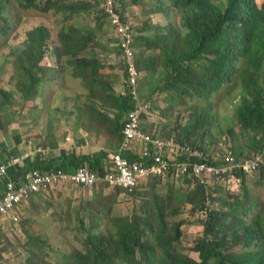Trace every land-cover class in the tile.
Returning <instances> with one entry per match:
<instances>
[{
  "label": "trees",
  "instance_id": "obj_1",
  "mask_svg": "<svg viewBox=\"0 0 264 264\" xmlns=\"http://www.w3.org/2000/svg\"><path fill=\"white\" fill-rule=\"evenodd\" d=\"M104 1L0 0V41L5 40L12 30L11 20L6 16L11 3L22 11L41 14L53 11L64 16L63 24L57 28L55 36L51 27L39 25L28 32L23 45L13 48L14 59L6 60L15 64L16 74L13 80L23 91L21 103L29 104L32 101L38 107V98H45L44 93L53 90L52 86L56 84L54 76L64 73L68 68L70 77H82L88 89L87 99L81 103V107L90 126L99 129L96 139L102 133L110 143L117 144L116 147L120 148L126 116L136 107L132 94L135 89L146 103L151 104L142 115L143 125L144 120L153 116L149 123L154 127V120L160 114L158 109L163 112L165 110L161 102L172 106L177 99L179 104L185 105L190 111L186 122L177 118L179 125L169 124L172 120H166L167 126H171L168 135L165 131L153 132V129L146 130L148 134L152 137L171 138V133L181 127L180 132L173 136L178 142L189 141L198 134L201 135V142L193 141L192 144L207 151L214 140L210 127L217 114V110H212L214 105L211 98L215 99L218 91L231 83L232 89H237L240 99L235 107L240 132L236 134L233 127L229 129L238 138H244V141L237 145L228 139V142L225 141L228 150H233L240 162L251 155L264 156V0L261 7L254 4L253 0H133L132 4L140 8V16L159 15L167 18L168 25H163L162 22L154 24L148 18L132 28L136 33L134 48L137 53L139 81L136 87L129 88L126 65L119 60L123 66L121 83L124 87L121 91L117 89L120 80H113L109 74H101L105 62H102L100 56L107 55L106 58L110 59L111 55L115 59V55H120L115 46L111 45L114 49L110 51L103 43L106 27H109L108 37L111 43L113 37L112 26L103 10ZM118 3L124 20L134 25L135 20L126 14V0H118ZM173 12L180 16L178 22L173 20ZM51 41L55 46H52ZM53 56L58 57L55 62L62 63L63 68L49 62ZM155 95H159L158 98ZM190 100L191 104L188 103ZM3 114H8L7 95L0 88V126L6 128ZM237 136H233V141ZM14 143L20 147L23 141L18 136ZM39 146L41 145L36 144L35 148ZM6 150L8 149H4ZM105 152H63L59 162H56L57 159H44L41 157L42 153L35 152L30 160L11 169L8 177L0 182V200L10 180L16 183L20 179L26 181L30 171L35 169H62L66 173H73L86 166L98 173L100 178H104L107 172L112 173L111 166L106 171L105 163L111 161L106 160L108 153ZM124 155L131 161L139 159L130 152ZM7 158H12V154ZM208 158L210 164L218 167L228 163L226 160L215 161L209 155ZM200 160L191 154L185 159L171 161L166 175L149 178L133 193L106 182L91 188L81 187L83 191L98 189L100 186H103L102 189H116L114 196L127 195L132 199L136 196L135 201L140 198L141 208L135 209L130 218H112L107 229L101 230L102 224L94 223V230L88 234L86 232L83 242L86 251L69 254L55 263L48 258L51 251L43 250L45 246L42 239L36 238L37 242L31 241L34 245L31 248L36 252H28L26 264H264V206L261 205L262 202L252 203L247 199L249 188L246 187V177H250V174L235 169L225 175L223 182L241 178V195L232 197L228 193L218 201L219 209H209L206 206V194L212 183L208 180L202 183L200 180V184L193 187L194 181L198 179L191 167L187 173H182L180 166L183 162L195 163ZM263 165L259 169V179L264 176ZM172 178L177 182L181 180L186 189L191 186L193 188L191 192L173 193L172 196L181 201L183 206H192L194 213L199 210L205 212L200 222L202 234L192 247V251L199 255V260L181 250L182 226L185 224L184 221L177 220L181 210L174 208L167 211L165 199L155 189L161 180H174ZM148 181L154 185L152 200L147 198L146 193L137 194L138 189ZM101 194L102 190H97L94 197L99 201V206L107 211L108 205L100 203ZM167 200L170 203L172 201L171 198ZM20 208L19 206L14 214H8L1 220L10 217L15 221L14 218L17 217L19 221L22 216ZM254 210L255 215L251 217ZM100 212L102 210L96 211V214L100 215ZM170 217L177 218L170 220ZM110 224L112 225L109 227ZM103 231H108L109 235Z\"/></svg>",
  "mask_w": 264,
  "mask_h": 264
},
{
  "label": "rangeland",
  "instance_id": "obj_2",
  "mask_svg": "<svg viewBox=\"0 0 264 264\" xmlns=\"http://www.w3.org/2000/svg\"><path fill=\"white\" fill-rule=\"evenodd\" d=\"M132 1L133 0H126V14L128 17L130 16L137 21H133L135 27L139 26L140 23L142 24L144 20L147 21L148 18H150L154 24L162 22L164 23L163 25H168L167 18L159 15L147 17V15L143 14L140 16V8L134 6ZM262 1L263 0H258L259 3ZM172 14H174L172 16L173 20L178 22L180 20V16H178L176 12H173ZM6 16L11 20L12 27L10 28L12 30L11 33L6 36L5 40L0 41V88L4 90L7 95L8 106V114H3V123L6 128L4 126H0V152H4V149L8 150L5 151L6 153L0 154V163L7 160V156H10L11 154L12 157L18 156L20 152L26 150L28 143L32 142L36 145L33 140L35 138L29 135L39 131L38 123L41 121L43 108L40 106V103L38 107L34 106L32 101L29 104L21 103L20 100L23 98V91L13 80V76L16 74L15 64L6 60L11 58L14 59L12 56L13 48L24 44L29 31L44 24L54 30L53 34L55 36V33L58 31L57 28L63 24L62 20L64 19L62 13L57 14L50 11L46 14H41L37 12L22 11L13 3L9 5ZM164 18L166 19L165 22ZM86 21H88V18H86ZM103 23L106 24L104 21ZM104 31L106 32V38L103 43L110 49V51H113L114 48H112L111 41L108 37L109 27H106ZM50 36L54 37L53 35ZM51 44L52 46H55L52 41ZM106 56H100L102 62H105L104 64L107 65L106 70H101V72H103L101 73L102 75L110 73L114 66L110 64L112 63V60L115 59L111 60L109 57L106 58ZM57 59V56H53L49 62H54L53 66L63 68L62 63L56 64L55 61ZM43 63H46L44 59ZM64 74H67V79L70 78L68 68H66ZM52 76H54V74ZM54 79L56 82H59L64 80L65 77L63 74H56ZM99 79H101V77H99ZM79 80L82 82L81 86L86 89V92H82V94L86 96L88 89L83 83L82 77H80ZM56 90H58V92H74V96H83L80 92L74 90L71 80H68L67 86H61L58 89L45 92V98L49 95V92H54ZM164 95L167 96L166 94ZM158 96L159 95H155L157 98ZM161 97H163V95H161ZM45 98H38V101L42 102ZM211 99V103L214 105L212 110H217V114L213 117L214 119L210 127L211 131L214 133V140L209 145L210 150L204 151L212 159H215L223 157L228 149V144L225 143V141L228 142V139H231V143L234 144L235 142V144L238 145L239 142L241 143L244 141V138H238V136L232 133L229 129L230 127H233L236 134L240 132V126L237 122L235 113V107L237 106L238 101H240L237 89H232V84L228 83L218 91L215 99ZM191 102L192 100L188 103L191 104ZM161 105L165 108L164 112L162 109L157 108L160 114L159 117L154 120V127H152L149 123V120H151L153 116L144 120L143 127L145 130L153 129V132L165 131L168 135L171 130V126H167L166 120H172V122L169 123L172 125H179L177 118L182 119V122H186L188 120V114L190 111L185 105L179 104V100L175 99L172 106L171 104L165 102H161ZM164 114H167L169 118H167V115ZM181 129V127H177V131L171 133V135L173 134V136H175ZM202 131L204 132V129H202ZM18 136H20L23 144H21L20 147H14L13 144H15V139ZM233 136H237L235 141H233ZM174 138L175 139L166 137L164 139L177 142V138ZM200 138L201 135L197 134V137H194L189 141L187 140L186 142L194 146L192 142L197 141V143H199L201 142ZM116 145L117 144L114 145L110 143V147L105 152L108 153L106 160L110 161V159L107 158L120 153V149L118 148L119 146L116 147ZM19 150L21 151L19 152ZM134 152L135 154H138L137 150ZM24 163L20 165H23ZM259 172L260 170L254 174H250V177H246V187L249 188L247 199L252 203L253 201L258 203L262 202L263 204H260L264 206V176L259 179ZM153 176L155 178L157 177L156 174ZM172 179L174 180H161L157 183L155 189L158 195L165 199L167 211H172L174 208L181 210L179 217L177 216L178 221L185 222L182 226V237L180 240L182 244L181 250L186 255L199 260V255L192 251V247L202 234L203 227L200 225V222L204 218L205 212L199 210L194 213L192 206H183L182 202L175 199L172 194H184V191L191 192L193 189L192 186L194 187V185L200 184V181L195 180L191 188L186 189L182 185L181 180H178L179 182H177L175 178ZM171 181L173 182V185H171ZM65 184L52 187L46 192L32 197L27 203L23 204L19 209L22 212V216L18 222L13 221L10 217L0 221V264H26L29 257L28 252H36L35 249L31 248L34 246L31 241H36V238L42 239L43 245L45 246L43 248L44 251H51V256L48 258L54 263L56 261H61L69 254L84 252L86 251V247L83 242L85 241L87 234L94 230V223L102 224L101 230L107 229V224L112 221V218H130L135 209L139 210L141 208L140 198L135 201L136 196L134 199L130 196L127 197V195L114 196L113 194L116 189H111L109 187L102 189L103 186H100L98 189L83 191L67 183ZM142 184L143 182L140 186ZM218 184L221 185L215 186L212 184L206 194L208 198L206 206L209 207V209H219L220 202L218 201L228 195V193H230L232 197L241 195V178L237 177L233 181L227 180L225 182H219ZM217 186L219 187L215 191ZM153 188V183L148 181L147 183H144L140 189H138L137 194L146 193L147 198L152 200L151 193ZM97 190H102L100 203L102 205H108L109 210L105 211L103 206H99V201L97 202V199L94 197L95 191ZM169 198L172 200L171 203L167 200ZM98 210H102V212H100L101 216L98 213L96 214V211ZM254 215L255 210L251 214V217ZM177 217H170V220H174ZM192 221L194 223H191ZM111 225L112 224L108 226L110 227ZM107 232L108 231H105L104 233L109 235Z\"/></svg>",
  "mask_w": 264,
  "mask_h": 264
},
{
  "label": "built area",
  "instance_id": "obj_3",
  "mask_svg": "<svg viewBox=\"0 0 264 264\" xmlns=\"http://www.w3.org/2000/svg\"><path fill=\"white\" fill-rule=\"evenodd\" d=\"M103 10L112 26L111 45L120 52V55H115V58L122 60L126 65L129 88L136 87L139 81V71L136 65L137 53L134 48L136 33L132 30L136 27L122 17L118 0H105ZM132 94L136 100V107L127 114V121L123 128V141L119 148L120 153L112 156L111 163H105L106 171H108V166H111L112 173L107 172L104 178H100L98 173L86 166L76 169L73 173H66L62 169L33 170L28 174L26 181L20 179L16 183L10 180L6 184L4 196L0 200V220L8 214H14L19 206L34 195L65 183L75 187L91 188L98 183L106 182L113 187H119L133 193L142 182L153 178V175L156 174L159 177L166 175L167 171L170 170L171 161L185 159L191 154L201 160L195 163H181L182 173H187L191 167L194 176L199 181L204 183L208 180L214 185L223 182L225 175L235 169L252 174L264 164V156L261 154L248 156L243 162H240L236 159L234 151L227 149L223 157L214 159L215 161L226 160L228 162L226 165L218 167L210 164L205 151L186 141L182 143L166 140L164 139L166 137L163 136L152 137L142 124V115L151 107V104L146 103L135 89ZM171 139L175 138L171 137ZM136 150L138 154H135L134 151ZM35 152L44 153L43 147L35 148V145L30 142L21 154L1 162L0 182L8 177L11 169H15L29 160ZM126 152L137 155L139 159L135 161L127 159L124 155ZM14 219L18 221L17 217Z\"/></svg>",
  "mask_w": 264,
  "mask_h": 264
},
{
  "label": "crops",
  "instance_id": "obj_4",
  "mask_svg": "<svg viewBox=\"0 0 264 264\" xmlns=\"http://www.w3.org/2000/svg\"><path fill=\"white\" fill-rule=\"evenodd\" d=\"M110 59L112 60L111 55ZM110 65L114 66L111 72L107 74H109L113 80H120L117 89L121 91L124 87L121 83L123 79L122 63L116 57L115 60H112ZM106 68L107 65H105L102 70H106ZM61 74L64 75L65 79L56 82V84L52 86V89L67 86L68 80H71L74 90L81 94L85 91L81 86L82 82L79 78L75 79L74 77H70L67 79V74ZM57 92L58 90L49 92V95L40 102V106L43 108L42 118L38 123L39 131L29 135L36 139H33L35 144L43 146L44 153H42L41 157L51 160L57 159L56 162H59L63 156V152L70 153L76 151L78 154H93L101 150L107 151L110 147V142L107 140L106 135L100 133V138L96 139L98 129H95L94 126H90L87 116L82 113L81 103H84L87 97L83 94V96H74V92ZM13 146L19 147L15 144H13ZM20 151L21 150H19V152ZM0 153L3 154L5 151ZM77 188L81 189V187Z\"/></svg>",
  "mask_w": 264,
  "mask_h": 264
},
{
  "label": "clouds",
  "instance_id": "obj_5",
  "mask_svg": "<svg viewBox=\"0 0 264 264\" xmlns=\"http://www.w3.org/2000/svg\"><path fill=\"white\" fill-rule=\"evenodd\" d=\"M254 4L258 5V7H261V5L263 4V1L261 3L258 2V0H253ZM54 82L56 83L55 79Z\"/></svg>",
  "mask_w": 264,
  "mask_h": 264
}]
</instances>
